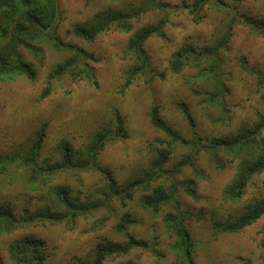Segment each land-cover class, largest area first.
I'll return each mask as SVG.
<instances>
[{"label":"rangeland","instance_id":"1","mask_svg":"<svg viewBox=\"0 0 264 264\" xmlns=\"http://www.w3.org/2000/svg\"><path fill=\"white\" fill-rule=\"evenodd\" d=\"M155 1L169 9L140 14L130 20L129 33L113 27L89 42L74 34L76 24L91 22L99 13H133L142 0H62L55 37L64 45L83 49L91 57L88 63L94 68L99 85L95 87L69 74L54 78L55 67L71 54L66 57L46 42L34 43L30 49L19 48L23 60L35 66L36 75L33 79L20 76L11 81L0 80V155H27L28 148L41 137L39 161L43 167L60 162L64 145L72 149L78 160L85 157V150L99 132L115 134L121 126L122 136L108 142L97 161L109 169L119 184H124L139 177L157 153L168 148L169 138L152 126L150 113L154 106L163 121L187 141L192 140L193 133L181 114L182 106L190 112L197 133L206 141L250 128L260 117L264 118V84L256 74L264 77V35L243 22L245 17L264 18V0H241L237 4L222 0L225 6L220 7L216 0H210L198 13L197 22L190 11H195L199 0ZM236 17L242 21H234ZM165 18L164 36L153 35L144 44L152 72L148 77L139 76L124 89L128 71L136 64L127 53L131 36L142 27L159 26ZM228 33L227 43L219 49L227 90L224 113L219 105L212 106L208 101L215 91L209 79L189 66L179 74L173 73L169 62L182 46L215 47ZM48 88L49 95L41 99ZM262 137L264 140V131ZM189 155L188 148L176 146L166 168L173 170ZM219 158L222 169L217 168L210 155L201 153L176 175L178 183L187 186L191 182L196 190V199L183 186L175 193L182 209L191 215L185 222L196 243L195 264H264V215L238 233H222L219 225L237 219L254 200L264 197V171L252 178L239 200H226L224 190L238 174L240 159L225 152ZM10 171H0V205L12 209L17 216L25 210L33 214L46 207L54 211L49 196L54 186L69 188L72 197L85 202L97 200L92 193L104 184L97 173L71 170L49 177L47 184L35 191L25 185V169L14 164ZM162 183L170 187V181ZM144 194L138 191L126 206L113 200L108 210L79 217L74 225L40 224L2 235L0 264H13L8 247L26 234L45 242L43 264L88 261L100 245L124 244L114 227L125 216L128 230L146 248L133 249L105 264H175L171 250L174 240L163 223L168 210L162 208L154 214L142 209L139 199Z\"/></svg>","mask_w":264,"mask_h":264},{"label":"trees","instance_id":"2","mask_svg":"<svg viewBox=\"0 0 264 264\" xmlns=\"http://www.w3.org/2000/svg\"><path fill=\"white\" fill-rule=\"evenodd\" d=\"M199 1L195 11H190L196 22L199 20L198 13L207 2H210V0ZM217 1L220 4H217ZM229 1L237 4L241 0ZM216 5L225 6L222 0H216ZM168 9L167 5L160 4L155 0H142L140 7L133 13L120 11L108 14L99 13L91 22L76 24L73 32L77 37L89 42L113 27L118 28L123 33H129L132 30L130 20L151 10L167 11ZM58 19L56 0H0V80L11 81L20 76L33 79L36 75V68L33 64L23 60L19 54V48L30 49L34 43L46 42L51 48L61 52L66 57L67 53L71 54V57L55 67L54 78L69 74L74 78L87 80L98 87L99 83L96 79L95 70L88 63L91 57L83 49L73 45H64L55 37ZM252 19L245 17L243 22L252 30L264 35V18ZM234 21H242V18L236 17ZM165 22L166 18L161 21L159 26L142 27L131 36L127 53L135 59L136 64L128 71L124 89L130 87L139 76L146 75L148 77L152 72L144 44L153 35L164 36L163 26ZM229 36L230 33L224 37L220 45L215 47L200 49L193 45L182 46L172 55L169 62L173 73L179 74L189 66L199 70L203 77L209 79L215 91L208 97V101L212 106L219 105L224 113H226L227 108L226 101H224L227 90L223 81L222 59L219 56V49L221 45L227 43ZM256 74L264 84L263 75L259 72ZM49 93L48 88L41 99L47 97ZM180 111L193 133L192 140L183 139L179 133L166 124L160 116L158 107L154 106L150 113L151 123L156 130L169 138L168 148L160 150L149 167L139 177L124 184H119L109 169L101 167L97 161V157L105 145L122 136L123 129L121 126L118 127L115 134L105 130L99 132L94 143L85 150L83 154L85 157L78 160L74 159L72 149L64 145L61 148L60 162L43 167L39 161L41 137L28 148L27 155L22 157L11 154L0 155V171L7 174L11 172L12 165L21 166L27 171L25 185H28L31 190H41L47 184L49 177L56 173L71 170L97 173L104 183L101 189L99 188L92 193V196L96 197L97 200L88 199L85 202H81L78 197H72V192L67 187H52L49 196L54 211L46 207L33 214L25 210L23 215L17 216L12 209L0 205V236L40 224L56 225L66 222L74 225L75 220L79 217L108 210V204L113 200H117L121 205L126 206L128 202L134 200L135 194L141 191L145 192L139 199L142 209L151 210L154 214L162 208L168 210L163 218V223L174 240L171 250L175 255V264H195L193 247L196 243L192 240L185 222L191 215L182 209L175 193L183 186L186 193L196 199V190L191 182H188L187 186L178 183L176 175L181 173L186 166L192 165L201 153L210 155L218 169L223 168L219 158L221 152L234 155L240 159V167L233 182L224 190V196L226 200H239L252 178L264 171V140L262 137L264 118L260 117L259 121L250 128L239 129L230 135L207 139L206 141L197 133L194 118L187 108L182 106ZM178 145L181 148H188L191 155L179 161L173 170L167 169L169 156ZM165 181H170L169 188L168 186L165 187V183H162ZM263 215L264 197L254 200L248 206L247 211L237 219L219 224L220 230L226 234L238 233L256 223ZM127 218L128 216H125L122 220L123 223L120 222L114 227L115 234L120 235L123 239V245L114 243L100 245L88 261H81L80 264H105L106 260L127 255L133 249L146 248V244L136 239L128 230L129 221ZM44 247L45 242L41 238L33 234H26L13 240L9 245V260L13 264H43L46 259ZM127 264L135 263L129 262Z\"/></svg>","mask_w":264,"mask_h":264},{"label":"water","instance_id":"3","mask_svg":"<svg viewBox=\"0 0 264 264\" xmlns=\"http://www.w3.org/2000/svg\"><path fill=\"white\" fill-rule=\"evenodd\" d=\"M57 5V18H59L62 8V0H56Z\"/></svg>","mask_w":264,"mask_h":264},{"label":"clouds","instance_id":"4","mask_svg":"<svg viewBox=\"0 0 264 264\" xmlns=\"http://www.w3.org/2000/svg\"><path fill=\"white\" fill-rule=\"evenodd\" d=\"M62 9V8H61Z\"/></svg>","mask_w":264,"mask_h":264}]
</instances>
